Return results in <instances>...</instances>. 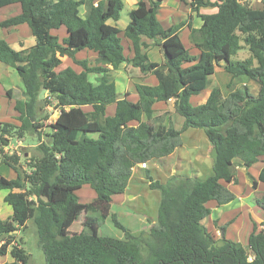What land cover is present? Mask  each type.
Returning a JSON list of instances; mask_svg holds the SVG:
<instances>
[{"label": "trees", "instance_id": "1", "mask_svg": "<svg viewBox=\"0 0 264 264\" xmlns=\"http://www.w3.org/2000/svg\"><path fill=\"white\" fill-rule=\"evenodd\" d=\"M163 1L141 0L130 12L124 36L134 56L128 59L121 30L109 24L120 20L124 0H0V10L20 6L19 14L0 27L27 25L35 39L22 51L0 39V63L17 71L26 96L16 100L19 124L0 122V167L17 174L15 179L0 176V192L8 191L4 201L14 213L12 220L0 221V257L13 259L6 264H30L23 239L14 233L29 223L45 264H264V224L261 230L255 224L247 246L226 238L232 222L219 228L224 237L218 240L205 224L212 213L209 202L224 206L237 200L226 187L239 185L235 165L248 170L264 158V8L255 9L247 0H181L201 25L193 27L189 18L165 29L157 18ZM208 8L215 12L202 13ZM63 28V39L53 34ZM185 28L198 57L181 39ZM143 37L161 49L162 63L149 60ZM245 48L250 57L234 62ZM83 51L97 54L94 64L77 59ZM63 57L82 71L57 72ZM124 64L158 81L156 86L136 83L137 102L119 97L111 80V72ZM216 66L230 77L227 94L214 87L204 104L192 105L191 98L209 87ZM244 81H257L258 95L234 88ZM7 95L12 98L11 91ZM170 101L184 120L180 130L165 124V114L156 116L155 104ZM46 107L59 113L49 126L42 124L49 119ZM190 129L202 130L211 144L212 175L205 180L174 176L164 185L147 173L151 189L162 194L158 224L148 234L133 235L112 214L113 197L126 193L136 167L163 161L182 147V135ZM33 134L37 155L22 159L18 151L9 152L12 142ZM18 166L26 171L20 173ZM259 183L264 184V167L253 179L254 190ZM84 186L96 194L91 204L77 195ZM255 202L264 211V192ZM83 211L111 216L125 239L100 237L94 217L84 224L91 234L71 233Z\"/></svg>", "mask_w": 264, "mask_h": 264}, {"label": "rangeland", "instance_id": "2", "mask_svg": "<svg viewBox=\"0 0 264 264\" xmlns=\"http://www.w3.org/2000/svg\"><path fill=\"white\" fill-rule=\"evenodd\" d=\"M249 4L255 9H263L264 4L261 0H247ZM125 8L121 13V18L119 20V26L123 27L129 23V14L131 7L128 5L127 0L125 1ZM84 8H81V15L84 14ZM20 6L15 5L11 7L4 8L0 10V23L5 21L6 19L19 14ZM215 9L208 8L203 13H214ZM195 15L191 13V17L193 18ZM188 20V19H187ZM192 21V19H191ZM115 23V22H114ZM0 39L7 41L13 48L24 50L35 44V39L30 34V29L27 25H21L16 28L3 29L0 27ZM186 48L191 49L189 46V42L183 37ZM123 41V39H122ZM126 39H124L123 46H127ZM243 44V43H242ZM24 48V49H23ZM128 50V49H127ZM128 54V51H126ZM192 55L193 53L190 52ZM94 53L89 51H83L78 55L80 59H88L92 62L94 61ZM250 57V52L247 48L238 52L236 56L232 58L234 62L244 61ZM94 63V62H93ZM73 65L77 70H80V67L73 64L72 61H67L64 59V64L58 69L59 71L66 68L67 65ZM124 67V66H123ZM122 67V71L113 72L112 76H117L118 74H123L124 76L131 77V83L135 85L136 83H142L144 78L140 74L138 69H134L131 65H128L126 68ZM217 73L211 78L209 87L207 89L210 90L212 85L219 86L224 94L226 95L228 90L226 89L227 84L230 82V77L222 70L223 67H216ZM222 68V69H221ZM110 75V77H111ZM96 75H91L90 79L96 82ZM112 80V78H111ZM117 83L121 81V78L114 79L112 81H116ZM236 89L245 90L243 88L248 89V91L256 96L260 90V84L257 81H244V83H240L235 85ZM131 89V88H130ZM135 88L132 86L131 91H134ZM12 92V98H9L7 92ZM119 92V89H117ZM205 96V93H201L198 96H195L191 103L196 106L197 103ZM26 99L24 94V88L21 82L20 77L15 69L5 66L0 63V101L3 103V120H7L14 124H19L16 121V117L14 118L16 111L14 110V105L16 100ZM156 116L166 115L165 124L173 127L175 130H180L183 125V118L180 117L174 108V101H170L169 103H160L156 105ZM45 112L49 116L48 120L42 122L45 126H49L54 123L58 118V111L54 110L52 107H46ZM87 111L90 108L86 109ZM114 111V107H109L108 114H112ZM14 118V120L12 119ZM48 132V129H46ZM44 138V137H43ZM38 136L36 134L27 136L21 142V146H36L38 145ZM182 147L178 148L174 154L165 158L160 162H150L147 164V170H143L140 166L134 169L133 176L129 182L128 189L124 195H118L113 197V203L111 207L112 214H116L119 222L125 226L133 235L139 236L141 234H148L152 227L158 224V209L162 194L159 190H153L150 187V181L148 180L146 174L149 173L152 182H160L161 184L167 185L169 184L174 176H185L190 177L192 179L197 180H205L212 175V167H213V156L211 154L212 147L209 143L205 133L202 130L190 129L182 135ZM16 144V141L12 142ZM11 143V145H12ZM17 149L13 147L10 148L9 152H14ZM18 152H20L21 158H26V155L29 157L28 153L31 155H37L36 148H19ZM24 161V160H23ZM264 163V159H262ZM239 163L236 164L235 170L237 169ZM240 171V179L242 184H252V182L248 179L246 175V171L244 169H239ZM257 172V167L251 170V174H255ZM10 170L5 165L0 167V176H3L7 179L11 177ZM238 174V170H237ZM245 174L246 177L243 176ZM238 186V185H237ZM258 185V189L254 190V197L251 199V203L256 205V199L260 198V192H262L263 188ZM241 188V192H246V187L241 186L237 187V189ZM238 192V191H237ZM8 194L7 190H3L0 192V218H8V215L12 212L11 207L4 202V197ZM249 194V190L244 194L247 196ZM78 197L80 198L81 203L83 204H91L95 198V192L89 187L84 186L79 192H77ZM247 201L250 202L249 199H245L244 203ZM248 202V203H249ZM243 202H241L242 204ZM238 201L235 200L230 203V209L234 207H238ZM230 215L231 213H226ZM258 216V215H256ZM88 217H94L101 224L98 228V235L100 237H110L113 239L124 240L125 232L118 228L113 222L111 216L106 219L101 217V214L97 211H83L79 219L72 225L70 228L71 233H81L84 231L85 233L91 234L92 230L89 228L85 229V222ZM237 215L234 217L236 218ZM213 218H215V213H213ZM239 218H246L245 216ZM205 224L211 234H213L216 240L220 239V231L217 226L218 223H214L213 219H207ZM263 224L261 223V229L263 228ZM217 229V230H216ZM260 229V230H261ZM19 239H23L24 250L30 255L29 263L30 264H45V256L43 250L38 245V239L35 233V230L31 223L27 225L26 228L23 229L20 233L17 234ZM7 257L1 256L0 261H4Z\"/></svg>", "mask_w": 264, "mask_h": 264}, {"label": "crops", "instance_id": "3", "mask_svg": "<svg viewBox=\"0 0 264 264\" xmlns=\"http://www.w3.org/2000/svg\"><path fill=\"white\" fill-rule=\"evenodd\" d=\"M125 1L126 0H124V8H125V4H126ZM139 1H141V0H127V2L129 3L128 5L131 7L130 11H132V10H134L136 8V5L139 3ZM204 11H206V9H202V13ZM84 14H85V11H84ZM157 18L160 21L162 27L165 28V29H167V28L171 27L172 25L177 24V23H179L181 21L187 20L189 18L192 19L193 27H199L201 25V21L196 17V15H195V17L193 16V18L191 17V9H190V7L186 3L182 2L181 0H164L162 5H161V8H160V10L158 12ZM109 24L112 25V26H117L121 30L120 37H121V39H123L122 43H124V39H126L127 46H130L129 48H126V50L124 52L125 56L128 59H131L134 56L133 49H132V43H131L130 40H128L124 36V30H125V28L127 27L128 24L124 25L123 27L119 26V21L117 23L109 22ZM66 33H67V31L64 28L61 29L60 31L53 32V34L58 35L61 39H63L64 37L67 36ZM184 36L187 39V41L189 42V46L191 47L190 50L188 49L189 53L192 52L193 56L198 57L200 52H199V50H197L191 44L190 39H189L190 30L188 28H185L182 31V33H181V39H182V41H183V43L185 45V42H184V39H183ZM142 42H144V43H146L148 45V47L144 49V52L148 54L149 60L151 62L162 63L164 61L163 53H162L161 49L159 47L154 46L152 40H149L146 37H143L142 38ZM12 47H13V45H12ZM185 47H186V45H185ZM124 48H125V45H124ZM15 50L21 51L19 49H15ZM126 51H128V54L126 53ZM78 55H77V59L83 60V59L78 58ZM96 58H97V54L94 55V61H93L94 63H95ZM64 59H67V61H72V59H70L68 57H63L62 58V65L64 64ZM89 61L91 63H93L91 60H89ZM73 64H74V62H73ZM127 66H128V64H124V65L121 66V68L119 70L112 71L111 74H113V72H117L118 73V72L122 71L121 70L122 67L126 68ZM187 66H189V65H186L185 67H187ZM69 67L73 68L77 73H80L82 71L81 67H80V70H77L73 65L69 64V65H67L66 68H69ZM66 68H64V69H66ZM58 69H57V72H59ZM64 69H62V70H64ZM62 70H60V71H62ZM216 73H217V70H216ZM216 73H215V75H216ZM213 77H211V78H213ZM111 78H112V80L121 78V81L118 82V83H117V80L113 81L116 84V89H119V92H117L119 97H123V96L127 95L129 100H131L133 102H137L138 101L139 97H138L136 91L135 90L131 91L132 86H134V88H135V85H133V83H131V80H130L131 77L124 76L123 74H118L115 77L111 75ZM142 84L156 86L158 84V81H157V79L154 76H150V77L144 78V81L142 82ZM214 87H219V86L212 85L210 87V90L206 89L203 92V93H205V96H203V98L200 100V102L197 103L196 105L204 104L207 101V99H208V97H209V95L211 93L212 88H214ZM193 98L194 97H192L191 100ZM21 100H24V99H21ZM160 103H163V102H160ZM160 103H156L154 108L156 107V105H158ZM15 105H16V102H15ZM15 105H14V110H15ZM113 107H114V111H112V114H109V115H113L114 114L115 105H113ZM3 108H4L3 107V103L0 101V122H9L7 120H3V118H4L3 117V111H4ZM87 108H89V107H86L85 110ZM17 115L18 114L16 113L14 118L17 117ZM14 118H12V119L14 120ZM133 125H137V124L133 123ZM21 142L22 141H16V144L12 143L10 148L13 147L14 149H17L15 151H18L19 148H21V149H23V148H36V146H37V145L36 146H34V145L31 146L30 145V146L22 147L21 146ZM11 153H13V152H11ZM18 154L20 155V152H18ZM28 155L31 156V153L30 154L28 153ZM26 157H28V156L26 155ZM255 166L257 167V172L253 175V174H251V170L253 168H255ZM6 167H8V166H6ZM263 167H264V163L262 161L260 163H257L256 165L252 166L248 170L243 168L241 165H238V167L236 169V173H237V170H238L237 176L239 178V185L238 186H234V185L226 184V187H228L229 190H231L237 196V201L239 203L238 207H234V208L230 209V204L224 205V206H218V204L216 202H209L207 204L208 208H210L211 211H212V213L210 215V219H213L214 223L217 222L218 223L217 226L219 228L222 227L223 225H226L229 222H232L227 227V230H226V233H225L226 238L229 239V240H232V241H234L236 243H240L243 246H247L248 245V240H249V237H250L251 233L254 230L255 224L257 225L258 230H260L261 229V223H264V211L261 210L257 205H254L253 203H251V199L254 197L253 194L255 193V191L253 189V185H252L253 184V179H255V180L258 179L260 171H261V169ZM8 169L10 170V173H12L11 177H9V179H15L16 176H17L16 172L11 170L9 167H8ZM239 169L247 170L245 173H246L248 179L252 182V184H249V182H247V184H242V181L240 179L241 175H240ZM18 170H19L20 173L23 174L26 171V167L25 166H18ZM243 176L246 177L245 174H243ZM258 185H260L259 188L260 187L263 188L262 192H260V195H262L263 192H264V184L259 183ZM241 186H245L246 187V192H247V189L249 190V194H247V196L244 195L246 192L245 193L241 192V188L237 189L238 192L236 191V188L237 187H241ZM5 197H4V199H5ZM249 198H250V202L247 201L246 203H244L245 199H249ZM241 202H243V203L241 204ZM11 210H12V207H11ZM213 213H215V218H213ZM226 213H231V214L227 215ZM236 215H237V217L234 218ZM256 215H258V216H256ZM239 216H241V217L245 216L246 218H239ZM13 217H14V213H13V210H12V212L8 215V218H0V221H7L9 219L12 220ZM210 233H212V232H210ZM212 236H213V234H212ZM220 237H221V234H220ZM6 257L7 258L4 261L3 260L0 261V264L11 263L13 261V259L10 256V254H8Z\"/></svg>", "mask_w": 264, "mask_h": 264}, {"label": "built area", "instance_id": "4", "mask_svg": "<svg viewBox=\"0 0 264 264\" xmlns=\"http://www.w3.org/2000/svg\"><path fill=\"white\" fill-rule=\"evenodd\" d=\"M140 167H141L142 169H147V168H148L146 164H143V165H141ZM250 260H251V259H250Z\"/></svg>", "mask_w": 264, "mask_h": 264}, {"label": "water", "instance_id": "5", "mask_svg": "<svg viewBox=\"0 0 264 264\" xmlns=\"http://www.w3.org/2000/svg\"><path fill=\"white\" fill-rule=\"evenodd\" d=\"M14 233H15V234H18L19 231H15ZM221 236L224 237V234L222 233Z\"/></svg>", "mask_w": 264, "mask_h": 264}]
</instances>
